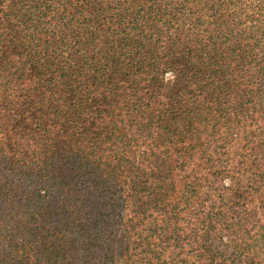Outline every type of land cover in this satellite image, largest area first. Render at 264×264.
Wrapping results in <instances>:
<instances>
[{"label": "trees", "instance_id": "1", "mask_svg": "<svg viewBox=\"0 0 264 264\" xmlns=\"http://www.w3.org/2000/svg\"><path fill=\"white\" fill-rule=\"evenodd\" d=\"M16 14L27 16V23L17 20ZM54 20L61 27L83 25L85 34L78 39H83L80 46L85 49L58 59L48 40L27 36ZM263 41L264 0H0V127L16 129L14 141L21 139L27 149L24 156L32 159L45 155L49 144L41 143L56 140L55 130L60 133L64 149L54 147L36 167H24L37 170V186L53 189L58 209L64 210L60 205L70 202L63 214L44 205L37 213L33 207L38 225L53 231V236L43 230L24 238L35 224L22 219L21 264H138L141 259L145 264H168L178 257L166 254L165 240L152 249L147 239L146 248L139 239L130 240L131 253L127 244L115 252L116 236L96 218L100 212L94 201L105 192L115 193L108 167L112 160L120 164L117 171L135 173L132 204L143 220L152 215L150 206L158 209L175 191L195 195L194 185L180 182L173 172L184 171L192 153L199 151L202 136L205 144L200 154L208 158L195 173L198 191L209 189L214 178L227 174L225 170L206 174L204 169L205 162L211 161L206 138L216 128L211 125L210 106L217 91L233 98L232 107L220 116L224 113L232 120L228 137L241 138L237 159L245 161L246 189L239 200H244V206L250 194L247 201H252L258 195L256 188L264 183V91L250 80L236 79L226 58H254L257 43ZM39 46L44 49L41 53L34 50ZM156 47L157 58L170 57L163 72L176 77L167 93L151 76L149 56ZM50 72L56 77L47 79ZM68 132L77 137L73 140ZM9 133L0 132V140L13 144ZM29 139L39 148L31 149L34 144ZM137 150L144 155L138 165L133 159ZM156 152L160 153L155 158ZM224 155H219V161ZM48 158L49 165L44 162ZM147 161L152 164H144ZM222 200L217 194L212 203L220 206L208 211L212 228L207 235L214 229L210 211L224 221L229 215L220 209ZM260 202L255 208L264 221V195ZM84 206L91 207L89 213L83 212ZM23 209L25 205L21 217ZM169 218L160 212L154 220L164 225ZM68 222L76 223L71 231ZM243 228L242 233L253 239V257L247 264H264V254L257 258L264 249V226L256 229L261 233ZM148 230L154 232L150 224ZM91 253L95 255L88 258ZM242 262L233 255L228 260V264ZM206 264H214V256Z\"/></svg>", "mask_w": 264, "mask_h": 264}, {"label": "rangeland", "instance_id": "2", "mask_svg": "<svg viewBox=\"0 0 264 264\" xmlns=\"http://www.w3.org/2000/svg\"><path fill=\"white\" fill-rule=\"evenodd\" d=\"M16 18L27 23V16L22 18L21 14H16ZM171 28L177 30L176 27ZM84 34V27L79 23L61 27L54 20L49 24L39 25L36 30L27 36L35 40L41 38L48 40L52 47L51 51L55 53L54 57L61 59L71 52H76L77 49L81 51L85 49L84 46H80L83 39L80 41L78 39V36ZM76 42L79 43L76 45ZM263 44L264 41L257 43L254 58H241L238 61L237 58H226V62L235 73L236 79L238 77L243 78L241 83L250 80L264 91ZM160 46L163 45L160 44ZM34 50L37 53L44 51L42 46ZM158 52L159 48L156 47L149 56L151 58L149 63L153 64L151 76L164 86L163 90L167 93L176 84V77L171 72H163V64L170 57L157 58ZM69 61L74 62L75 58H69ZM51 76L56 77L55 74L50 72L46 78L49 79ZM190 97L192 98L194 95L191 94ZM160 100V98L157 99V101ZM232 102V97L221 95L218 91L213 95L210 106L212 110L211 125L215 124L216 128L211 137L206 138V141L209 142L210 140L211 161L205 162L204 169L206 174H210L215 170H225L227 174L214 178L213 184L207 190L198 191L197 180H195V173L199 171L198 167L208 158L207 154L201 155L205 144L203 136L199 141V151L196 150L192 153L193 158L189 160L184 171L173 172L175 178L180 182L194 185L195 195L175 191L169 195V201L158 209L150 206L149 211L152 215L144 220L136 214L135 206L132 204V199L135 196V185L133 183L135 173L117 171L120 164L116 160L108 163L111 170L110 174L113 175L112 185L115 187V193L111 195L109 191L101 194L100 199L94 201V206H98L100 214L96 215V218L100 219L104 230L107 232L112 231L114 232L113 236H116L115 252L119 250L120 246L127 244L129 245V253H131L133 242L130 243V240L139 239L143 244L142 248H146L144 240L147 239L150 249L157 247L159 242L165 240L167 244L166 254H170V257L178 256L168 264H206L212 256H214V264H228V260L232 258V255L236 260L243 259L241 264H247L252 259L254 251L250 248V243L253 239L250 240V237L243 234L242 231L244 226L252 228L258 233L262 231L256 230L259 226H264V221L255 206L264 195V183L256 188L258 195L252 201H247L248 198H251L250 194L247 195L245 204L242 206L244 200H239V197L246 189L245 161L237 159L238 149L242 146V142L237 134L228 137L232 132V120H229L224 113L222 117L220 116L221 112L232 107ZM256 103L257 98L254 97L253 104L256 105ZM3 130L10 132L7 138L13 139V144L9 140H0V252L5 253V257L0 258V264H21L22 219L25 222L35 224L30 233L27 232L23 235L24 238L31 235L37 236L43 233V230L53 236V231L45 226L42 229L38 225L33 207H37V213H39L41 212V206H48L51 210L59 212V214H63L66 207H70V202H65L60 205L64 210L58 209L53 189L50 190L45 185L42 187L37 186L36 181L39 177L37 170L27 171L24 166L31 164L36 167L40 158L50 155V151L54 150V147L60 150L64 149L65 146L60 145L59 140L62 136L55 130L56 140L41 143L49 144L47 152L44 153L45 155L32 159L30 155L24 156L27 149H25L23 141L21 142V139L14 141L16 129L0 127V132L3 133ZM68 134L73 140L77 137L76 135L72 136L70 132ZM29 140L31 144H34L31 149L39 148L33 139ZM73 145L77 147L74 141ZM244 152L248 154L245 148ZM159 153L154 154L155 158L159 156ZM220 154L225 155L219 161ZM133 159L137 165L142 163L144 159L143 150H137ZM44 162L49 165L50 159L48 158ZM149 162L152 161H147L144 164H152ZM236 170H239V174H235ZM47 192L50 193L49 198H47ZM66 193L64 192V197H66ZM217 194L222 196L223 199L220 209L228 212L229 215L224 221L220 214L210 211V216L214 218V229L212 235H207V231L212 228V225L208 222V211L212 206H215V208L220 206L219 202L215 205L212 203ZM24 205L25 209L22 210L24 215L21 217V207ZM89 208L91 207L84 206L82 210L84 213H89ZM232 211L235 214L231 213ZM160 212L170 217L164 225H161V220H154ZM67 216L71 218L69 213H67ZM57 219H63V216H58ZM174 222L177 223L175 226L173 225ZM47 223H50V221H47ZM148 224L154 232L148 230ZM75 225L76 223L68 222L70 231ZM130 228H133V231H126ZM171 232H175V234L171 235ZM246 246L249 247L248 250L245 249ZM263 254L264 249L257 258H261ZM94 255L91 253L88 258ZM223 259L225 260L220 262ZM113 264H121V262L115 261ZM138 264H145L144 259L139 260Z\"/></svg>", "mask_w": 264, "mask_h": 264}]
</instances>
